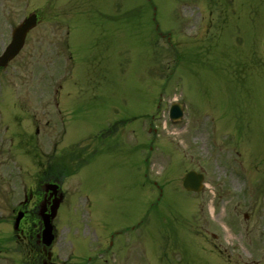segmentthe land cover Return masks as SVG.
I'll use <instances>...</instances> for the list:
<instances>
[{
	"label": "rangeland",
	"instance_id": "1",
	"mask_svg": "<svg viewBox=\"0 0 264 264\" xmlns=\"http://www.w3.org/2000/svg\"><path fill=\"white\" fill-rule=\"evenodd\" d=\"M25 1L41 21L0 70V151L38 142L78 164L59 225L92 237L89 211L102 234L133 225L124 264H264V0ZM9 226L0 264H20Z\"/></svg>",
	"mask_w": 264,
	"mask_h": 264
},
{
	"label": "flooded vegetation",
	"instance_id": "2",
	"mask_svg": "<svg viewBox=\"0 0 264 264\" xmlns=\"http://www.w3.org/2000/svg\"><path fill=\"white\" fill-rule=\"evenodd\" d=\"M12 2L18 4L17 9L14 10L16 11L14 15L10 8ZM26 11L27 3L25 0H0V52L11 40L12 30L31 14V12ZM34 12L36 14V28L41 21V16L36 9ZM33 30L26 35L24 46ZM3 35L4 37H2ZM0 123L3 122L0 121ZM25 143L27 145V142ZM1 147L2 145L0 149ZM35 150V152L30 153L32 170L26 167L27 159L20 158V153L0 151V158L4 165H12L11 168H3V171L0 172V223L10 222L12 224L10 230L15 227L11 233V238L17 246L11 252L20 258V264H71L69 262L75 256H78L81 261H85L76 264H105L107 259L103 256H107L108 253H111V256H118L124 247L121 231H115L108 236L106 233L100 232V237H95L93 242H87L88 249L86 248V252H94L102 258L104 263H98L99 257L96 256H79L78 252H74L72 248L68 250L69 253L65 259L61 257L59 250L56 249V246L58 247L57 219L59 210L54 217H49L55 196L48 189V186H60L65 181V169L60 168L59 157H47L44 162V155L38 142H36ZM17 159L19 160L17 161ZM2 208L5 210H1ZM7 210L10 211L6 212ZM17 218L18 223L15 225L14 222ZM44 218H47L53 226L55 238L50 246H46L42 238ZM102 228L106 229L104 226ZM74 230L76 231L77 227H74ZM120 237L122 238L119 239ZM3 253L5 251L0 249V256ZM4 257V255L1 256L2 259Z\"/></svg>",
	"mask_w": 264,
	"mask_h": 264
},
{
	"label": "water",
	"instance_id": "3",
	"mask_svg": "<svg viewBox=\"0 0 264 264\" xmlns=\"http://www.w3.org/2000/svg\"><path fill=\"white\" fill-rule=\"evenodd\" d=\"M31 26H32V22H31V19H29L27 21V23L24 26H22L23 33H25ZM19 31H20V29H19ZM19 31H18V33H19ZM16 41H17V39H16ZM16 41H15V43H16ZM22 41H23V34H22L21 38L18 39V43L12 47V49H11L9 55L7 56L6 60H9L19 50V47H20ZM4 64H5V62H2L0 65H4ZM169 114H170V118L172 120H177V119L181 118V116H182L181 105L180 104H173L171 106ZM201 180H202L201 175H197L194 172H191V173L187 174V176L185 177L183 185L187 190L197 191L201 187ZM48 230H49V228H48Z\"/></svg>",
	"mask_w": 264,
	"mask_h": 264
}]
</instances>
